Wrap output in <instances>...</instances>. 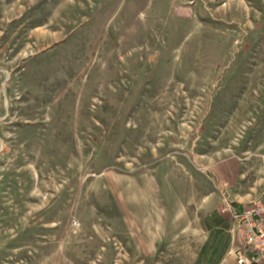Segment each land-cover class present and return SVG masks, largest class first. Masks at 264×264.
<instances>
[{
	"label": "rangeland",
	"instance_id": "rangeland-1",
	"mask_svg": "<svg viewBox=\"0 0 264 264\" xmlns=\"http://www.w3.org/2000/svg\"><path fill=\"white\" fill-rule=\"evenodd\" d=\"M240 195L264 199V0H0V264H205L207 199Z\"/></svg>",
	"mask_w": 264,
	"mask_h": 264
},
{
	"label": "crops",
	"instance_id": "crops-1",
	"mask_svg": "<svg viewBox=\"0 0 264 264\" xmlns=\"http://www.w3.org/2000/svg\"><path fill=\"white\" fill-rule=\"evenodd\" d=\"M226 160L224 159L223 162L217 164L213 171L222 186L234 190L237 188L236 185H238L240 179L239 165ZM240 197L242 196L240 195ZM242 199H236L235 202L239 204L247 203V198L242 197ZM207 200L205 207L210 208V211L205 216L207 233L201 250L205 245L206 250L202 255L201 262L209 263L211 256V263L243 264L239 262V256L232 253V250L234 251L245 242L243 229L236 225L231 214L224 210L223 204L214 200L212 196ZM213 251L217 252L215 256H213ZM221 252H223V255H220Z\"/></svg>",
	"mask_w": 264,
	"mask_h": 264
},
{
	"label": "built area",
	"instance_id": "built-area-1",
	"mask_svg": "<svg viewBox=\"0 0 264 264\" xmlns=\"http://www.w3.org/2000/svg\"><path fill=\"white\" fill-rule=\"evenodd\" d=\"M223 206L244 232V244L232 253L239 256L240 263L264 264V199L243 204L241 208L224 200Z\"/></svg>",
	"mask_w": 264,
	"mask_h": 264
},
{
	"label": "trees",
	"instance_id": "trees-1",
	"mask_svg": "<svg viewBox=\"0 0 264 264\" xmlns=\"http://www.w3.org/2000/svg\"><path fill=\"white\" fill-rule=\"evenodd\" d=\"M234 204H235L236 206H238L239 208L243 207V204H239V203H236V202H234ZM205 250H206V245L202 248V250H201V252H200L199 260H201L202 255L204 254ZM216 254H217V252H216V251H213V256H215ZM220 255H223V252H221ZM220 259H221V256H220ZM217 263H218V262H213V263H211V256H210V259H209V263H208V264H217Z\"/></svg>",
	"mask_w": 264,
	"mask_h": 264
},
{
	"label": "bare ground",
	"instance_id": "bare-ground-1",
	"mask_svg": "<svg viewBox=\"0 0 264 264\" xmlns=\"http://www.w3.org/2000/svg\"><path fill=\"white\" fill-rule=\"evenodd\" d=\"M50 186H51V182H49L47 184L45 183L43 187H44L45 191H48ZM30 197L33 198V196H30ZM45 199H47V195H45Z\"/></svg>",
	"mask_w": 264,
	"mask_h": 264
}]
</instances>
